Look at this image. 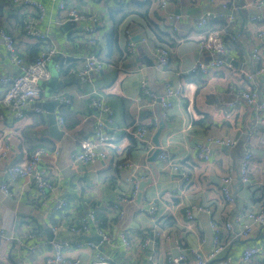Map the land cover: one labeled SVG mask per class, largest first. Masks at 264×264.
Listing matches in <instances>:
<instances>
[{
  "label": "crops",
  "instance_id": "0c3cea01",
  "mask_svg": "<svg viewBox=\"0 0 264 264\" xmlns=\"http://www.w3.org/2000/svg\"><path fill=\"white\" fill-rule=\"evenodd\" d=\"M36 1L45 9L44 19L35 23L36 27L50 34V44L56 52L50 64L52 70L55 64H69V60L74 61L75 67H80L84 58L93 54L105 61V68L89 80H80L70 73L64 76L53 72L39 103L54 101L52 97L56 94L70 99L69 105L55 108V125L58 126L60 115L66 123L65 127L57 128L63 133L60 140L51 134V119L43 107V114L30 113L23 120L0 118V171L22 163L28 152L43 147L48 151L43 165L56 189L48 200H40L32 185L18 179L10 184L13 195L5 196L0 191V230L9 238L0 246V264H47V259L54 255L50 242L55 239L70 243L65 252L67 260L78 259L88 264H93L98 254L113 264H174L173 259L180 257L183 251L188 259L180 264L196 263L192 251L207 259L215 248L212 221L222 224L227 219H238L264 203V127L256 124L254 108L244 103L233 113H224L225 105L235 99L238 91L250 89L264 97V72L252 82L241 81L242 70L254 75L264 68V57L260 61L252 58L253 49L263 43L256 38V32L264 31V5L258 7L257 0H216L215 4L211 0H138L150 3L148 18L152 27H157L167 36L164 41L170 45L172 42L174 46L169 65L158 69L155 48L161 40L139 14L128 16L118 25L117 45L109 46L108 35L115 28L111 11L120 8V0H65L68 8H76L81 15H95L99 19L96 44L90 43L89 37L76 33L72 27H64L68 13L59 9L63 0ZM224 1L231 7H240L235 24L226 27L223 21L213 23L223 30L227 44L225 57L233 60L231 68L223 67L208 75L201 71L185 73L198 60L213 58L199 52L203 34L195 29L194 21L207 12H219ZM163 3H166L165 7ZM34 15L32 11L29 20ZM169 15L180 18L171 23ZM253 15L261 17V23L251 22ZM7 26L11 33L17 32L13 22ZM170 26L172 32L168 31ZM126 30L131 32L135 46L123 59L121 50L127 45ZM237 35L233 40L232 36ZM143 38L146 42H141ZM29 44V41L21 44L27 58L33 55L30 52L33 47ZM16 73L17 68L10 63L0 40V78ZM142 81L147 82L149 95H143ZM167 85L180 87L184 97L176 100L168 114L163 115L159 101ZM94 92H102L113 111V129L107 132L120 137L126 154L119 158L128 157L136 165L134 173L138 189L124 182L127 173H120L115 168L116 159L110 158L114 155L113 149L106 150L108 157L105 160L90 165L75 160L80 143L95 139L99 113L91 107V93ZM162 122L165 126L159 138V149L167 153L168 160L161 162L157 155L152 162L156 150L153 137ZM140 127L146 128L150 144L136 142L127 132ZM6 136L10 138V150L2 157ZM208 139H234L239 145L230 148L212 144L210 160L201 161L198 146ZM246 150L253 154L249 186L243 185L239 176ZM171 160L184 165L191 177L189 186L182 184L171 172ZM228 173L233 177L235 198L232 204H224L219 190L220 180ZM7 180L0 172V185ZM119 194L131 199L130 203L120 206L121 218L115 209ZM57 195L69 202L61 212L54 210ZM149 204H154L156 215L148 212ZM197 208H205L210 215L197 213ZM89 210H96L112 245L102 243V238L99 242L84 241L80 239L82 236L75 238L71 234V224ZM189 210L195 214L193 221L186 218ZM123 233L127 247L121 239ZM96 235L101 237L98 234L83 236ZM231 236V233H221L220 239L229 240L231 246L218 260L207 264H246L243 254L250 247L260 248V257L264 260L263 228H255L249 239L235 241ZM145 240L149 242L146 247ZM176 241L182 243V252L177 250ZM87 242L97 245L101 242L99 250L86 246Z\"/></svg>",
  "mask_w": 264,
  "mask_h": 264
},
{
  "label": "built area",
  "instance_id": "2783aa9c",
  "mask_svg": "<svg viewBox=\"0 0 264 264\" xmlns=\"http://www.w3.org/2000/svg\"><path fill=\"white\" fill-rule=\"evenodd\" d=\"M5 2H9L6 4L12 9L15 8L22 10L21 13L27 15L28 19L26 20L27 24L21 32L17 31L15 33H11L9 31L7 23L0 22V40L4 44V49L10 63L17 68L16 74L0 78V87L2 90L0 95V118H3L5 113L7 119L23 120L30 113L34 115L44 113L42 103H39L43 95L42 84L48 83L53 78L54 71L63 75L61 72L62 64H55L54 70L50 68L51 60L56 54L50 44L51 36L48 32H42L36 27L37 22L44 19L45 9L42 3L36 0H4V3ZM215 2L216 0H211L212 4H215ZM126 3L127 0H120L121 5ZM256 4L258 7L259 5H264V0H257ZM163 6L165 7L166 3H163ZM221 6L222 9L219 12H207L194 21L195 29L203 34V41L198 46L199 52L207 53L213 58L209 61L198 60L185 73L201 71L203 74L208 75L223 67L231 68V63H228L226 59L220 58L227 56V44L222 32L223 30L213 25V23L214 21H223L226 23V27L235 24L237 22L236 13L240 10V7H231L226 1L222 2ZM66 7V1L63 0L59 4V9L65 10L68 13V21H72L77 24V27L74 28L76 33L89 37L88 41L96 44L95 35L98 31L99 19L95 15H81L76 8L67 7L66 9ZM32 11L35 15L32 20H29L30 13ZM179 18L180 17L178 16L169 15L168 20L171 23H174L179 20ZM261 19V17L256 15L250 17V20L253 23H261ZM84 24H89V26H85ZM169 29L168 31L172 32L171 26ZM124 33L127 45L123 47V50L130 53L134 49L135 43L129 30H126ZM149 35L155 39L154 34L150 33ZM237 37L238 35L232 36V39L235 40ZM256 38L258 40H263V43L253 49L252 58L255 61H260L264 57V31L259 29L256 32ZM30 39L41 41L45 44V46L39 51L38 55L32 60H29L25 56L21 47L23 41L27 42L30 41ZM141 42H146V39L143 38ZM178 42L180 43L182 41L179 40ZM19 48H21V50H19ZM173 52L174 50L169 43L157 41L155 54L158 69H164L169 65ZM104 68L105 62L101 60L98 55L93 54L84 58L80 67L71 68L74 70L69 73L77 76L80 80H89L92 75L103 72ZM263 72L264 68H261L257 70L254 75H250L242 70L241 81L252 82L256 76L262 74ZM140 87L143 91V95L150 94L146 81H142ZM104 97L105 96L102 92L91 93V107L96 109L99 113L95 124V139L84 140L80 143V150L75 154V160L83 165H90L100 159L105 160L108 157L106 150L113 149L114 155L110 156V158L113 160L116 159L115 168L120 171V173H127V177L124 179V182L132 184L136 187V189H138L139 183L134 173L136 165L133 164L128 157L124 159L119 158V155L126 154L125 148L119 140L120 137L118 138L116 134L110 135L107 132L109 129H113L112 127L114 121L113 111L106 103ZM182 97H184V91L180 87L167 85L159 101L163 115H166V113L174 107L176 100H179ZM52 98L61 107L71 103L70 99L61 94L53 95ZM241 103L254 108L256 114V124L264 127V97H261L258 93H254L250 89L246 91H238L236 92L235 99L225 105L226 111L224 113H233ZM58 126L59 128L66 126L65 119L62 115L58 117ZM127 132L131 134L136 142L150 144L147 140L146 128L140 127L138 129L128 130ZM212 144L230 148H235L239 145L238 141L234 139H208L206 143L198 146L199 160L206 162L210 160L213 154L211 149ZM2 147L1 155L2 157H6L10 150V138L8 136L5 137ZM47 154L48 151L45 148H36L25 155L22 163L0 171L8 179L0 185L1 193L5 196L13 195L10 184L18 179H24L28 186L32 185L36 189L37 197L40 200H48L51 195L55 194L56 189L55 184L48 177L47 169H45L43 165V158ZM158 160L161 162L168 160V155L164 150L158 154ZM252 161V151L246 150L239 168L240 182L245 186H249L252 183L250 178ZM169 166L171 172L177 176L182 184L189 186L192 183L191 177L184 165L171 160L169 162ZM129 172L131 173L129 174ZM232 183L233 177H231L230 173L226 174L220 180L219 190L223 197L224 204H232L234 202ZM54 200L55 212H61L69 205L68 200L63 196L57 195L54 197ZM130 202L131 199H127V197H124L122 194H119V196L116 197V204H114L115 209H117L118 212V218L123 216L120 206ZM148 212L152 215H156L157 209L154 204H149ZM196 212H205L210 215V211H207L205 208H197ZM186 218L188 221H193L195 219L194 212L189 210L186 214ZM103 224V221L98 218L96 210H89L84 217L71 224L70 231L75 238H79L83 235L98 234L102 238V243L112 245V240L102 229ZM211 228L214 232L215 248L209 254L207 259H204L198 253L192 251V254L197 258L195 264H207L211 261L218 260L227 252V249L231 246V242L229 240L224 242L220 239L222 232H226L228 234L231 233V238L236 241L249 239L255 228L264 229V203H262L258 209L248 210L243 217H238V219H227L226 223L222 224H217L212 221ZM121 239L127 247L128 241L124 233L121 234ZM6 240H9V238L2 230H0V246ZM148 243V240H145L144 247L148 246ZM50 244L53 247L54 255L47 259V264H88L78 259L67 260L65 258V252L70 247L69 242L55 239L51 241ZM85 245L91 249L99 250L101 242L98 245L92 242H87ZM153 245L156 247L157 243L154 242ZM176 247L177 250L182 252L180 250L182 249V243L180 241H176ZM33 251L34 250H32V252ZM260 256V248L250 247L244 252L243 261L246 264H264V260H262ZM187 259L188 255L183 251L180 257L173 259L172 262L174 264H180L181 262L187 261ZM93 264L113 263H111L110 260L105 258L102 254H98Z\"/></svg>",
  "mask_w": 264,
  "mask_h": 264
},
{
  "label": "trees",
  "instance_id": "16d2710c",
  "mask_svg": "<svg viewBox=\"0 0 264 264\" xmlns=\"http://www.w3.org/2000/svg\"><path fill=\"white\" fill-rule=\"evenodd\" d=\"M149 2H144V1H138V0H129L127 1L126 4L119 6L120 8L116 9L115 11H111V16L113 21L115 22V28L112 30V32L108 35V44L110 47H115L117 45V27L118 25L128 16L133 15V14H139L141 15L145 20H147L146 22L148 23V27H150L155 35L161 40L159 42H165L164 38L167 37L165 34H163L162 32L158 31L157 27H152V23L148 18V14H149ZM67 9V7H66ZM61 12H66L65 10H61ZM119 17V20H117ZM28 17L25 14H20V11L18 9L15 8H11L9 5H7L6 3H4V0H0V22H4V23H9V25L11 24V22H13V24L16 25L17 27V31L21 32V30L25 27V25L27 24V20ZM11 21V22H10ZM33 43L30 42V46H32V50L30 51L31 53H33V55L31 57H28L29 60L34 59L39 51L45 46V44L41 41H37V40H33ZM171 46H173V43L171 42ZM174 47V46H173ZM121 54H122V58L125 59L130 53L127 52L126 50H121ZM67 62V61H64ZM70 62L69 64L63 63L62 64V74L64 76L69 74V70L73 67H75V63H73L74 61H68ZM105 62V61H104ZM4 118L7 119L6 114L4 113ZM133 143L135 141H132ZM39 148V147H37ZM36 149V148H34ZM32 149V150H34ZM31 150V151H32Z\"/></svg>",
  "mask_w": 264,
  "mask_h": 264
},
{
  "label": "water",
  "instance_id": "95a60500",
  "mask_svg": "<svg viewBox=\"0 0 264 264\" xmlns=\"http://www.w3.org/2000/svg\"><path fill=\"white\" fill-rule=\"evenodd\" d=\"M65 28H69L72 27L73 29L77 27V24L72 22V21H68L66 23V25L64 26ZM221 59H226L228 63L233 64V60L231 58H227V57H220ZM66 82V81H65ZM47 83H43L42 84V88H46ZM58 106V103L56 101H52V102H47L42 104V107L49 113L50 119H51V134L56 138V139H61V137H63V133L60 132L57 128L58 126L55 125L56 121V117H55V108ZM164 122H162L159 126V129L157 130V132L155 133L154 137H153V143L156 147V150L151 158V161L154 162L157 155L160 153V142H159V138L161 136V133L164 129ZM140 196V195H139ZM235 198V196H234ZM81 240L84 241H94V242H99L101 240V237L99 236H93V237H87V236H82L80 238Z\"/></svg>",
  "mask_w": 264,
  "mask_h": 264
},
{
  "label": "rangeland",
  "instance_id": "374dc122",
  "mask_svg": "<svg viewBox=\"0 0 264 264\" xmlns=\"http://www.w3.org/2000/svg\"><path fill=\"white\" fill-rule=\"evenodd\" d=\"M5 3H7V4H8L9 2H5ZM19 11H20V13H21V11H22V10H19ZM19 50H21V48H19Z\"/></svg>",
  "mask_w": 264,
  "mask_h": 264
}]
</instances>
